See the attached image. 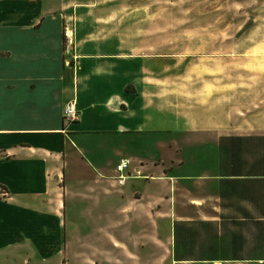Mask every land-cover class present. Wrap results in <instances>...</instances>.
Returning <instances> with one entry per match:
<instances>
[{
  "label": "crops",
  "instance_id": "obj_1",
  "mask_svg": "<svg viewBox=\"0 0 264 264\" xmlns=\"http://www.w3.org/2000/svg\"><path fill=\"white\" fill-rule=\"evenodd\" d=\"M55 1L0 0V264L80 263L69 198L89 201L97 227L137 216L173 227L178 262L264 264V122L235 131L185 118L121 23L88 7L98 0ZM72 96L79 116L64 125ZM121 158L132 162L120 186ZM78 166L86 193L72 189Z\"/></svg>",
  "mask_w": 264,
  "mask_h": 264
},
{
  "label": "rangeland",
  "instance_id": "obj_2",
  "mask_svg": "<svg viewBox=\"0 0 264 264\" xmlns=\"http://www.w3.org/2000/svg\"><path fill=\"white\" fill-rule=\"evenodd\" d=\"M100 1L88 7L111 12L110 19L121 23L115 30L123 43L147 54L156 70L153 85L170 107L185 118H209L235 131L256 119L264 122V0ZM78 174L72 189L86 193L91 175L82 166ZM66 203L67 227L82 244L78 254L84 258L77 264H191L177 261L173 227H144V216L131 226L122 217V227H97L83 215L89 201ZM97 243L103 249L97 251Z\"/></svg>",
  "mask_w": 264,
  "mask_h": 264
},
{
  "label": "built area",
  "instance_id": "obj_3",
  "mask_svg": "<svg viewBox=\"0 0 264 264\" xmlns=\"http://www.w3.org/2000/svg\"><path fill=\"white\" fill-rule=\"evenodd\" d=\"M64 34L67 38V41L70 42V38H72V30L65 27ZM79 111L77 108V101L74 96L67 99L63 105L62 109V122L64 125L74 122L78 119ZM130 170H131V161L127 158H121L115 165L116 176L115 180L117 181L118 185H124L125 181L128 177H130ZM134 174L139 175V170H133Z\"/></svg>",
  "mask_w": 264,
  "mask_h": 264
},
{
  "label": "trees",
  "instance_id": "obj_4",
  "mask_svg": "<svg viewBox=\"0 0 264 264\" xmlns=\"http://www.w3.org/2000/svg\"><path fill=\"white\" fill-rule=\"evenodd\" d=\"M126 89H127V88H126ZM179 257H180V256L177 254V260H181Z\"/></svg>",
  "mask_w": 264,
  "mask_h": 264
}]
</instances>
